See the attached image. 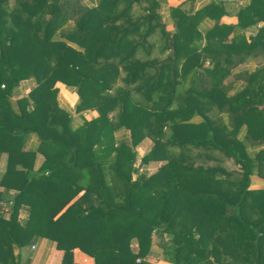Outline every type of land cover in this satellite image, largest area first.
<instances>
[{
	"label": "trees",
	"instance_id": "1",
	"mask_svg": "<svg viewBox=\"0 0 264 264\" xmlns=\"http://www.w3.org/2000/svg\"><path fill=\"white\" fill-rule=\"evenodd\" d=\"M89 1L0 0V264H30L14 250L38 238L60 264H79L74 248L93 264H154V234L172 264H264V186L250 188L264 179V0L234 25L221 1L187 0L168 20L160 0ZM57 82L75 113L96 115L73 126Z\"/></svg>",
	"mask_w": 264,
	"mask_h": 264
},
{
	"label": "crops",
	"instance_id": "2",
	"mask_svg": "<svg viewBox=\"0 0 264 264\" xmlns=\"http://www.w3.org/2000/svg\"><path fill=\"white\" fill-rule=\"evenodd\" d=\"M85 4H90L91 2L89 0H84ZM187 0H160V8L159 12L162 15V17L165 20H168L169 18V8L175 7L180 4H183ZM224 2L229 10V13L222 16L220 21L222 23L226 24H236L237 23V17L236 12L238 8L242 5H244L248 0H194V8H198L208 2ZM213 24L212 21L204 20L202 25L203 26H211ZM264 24V22H263ZM167 27L169 29H172L173 26L171 24H168ZM249 68H253L255 66V62H251L246 65ZM34 82L32 79L22 80L18 83V85L13 89V92L11 94V102L13 105H16L17 99L27 96L30 89L33 87ZM56 87L58 88V94H57V101L58 105L62 108H64L66 111H68L72 115V124L73 126H78L82 123L83 119H90L91 117H94L96 115L95 111L92 110H86L81 113H75L74 112V106L78 102V95L73 89L67 88L64 84L57 82ZM128 134L125 130H120L116 133L117 137H125ZM38 140L37 137L34 135H31L27 139L26 146L24 149H30L34 148L37 144ZM153 143L149 138H144L136 147L135 149L139 152V164L136 166H140V159L141 157L150 150ZM140 150V151H139ZM138 155V154H137ZM138 157V156H137ZM136 157V158H137ZM6 159L7 155L6 153L0 154V179L2 177V174L6 168ZM43 160V157L40 154H37L36 161H35V168H37ZM137 161V159H136ZM161 162L152 161L148 163L147 165H157L160 166ZM146 165V166H147ZM140 168H143V166H140ZM156 170V169H155ZM154 170V171H155ZM152 171V172H154ZM264 186V179L256 174H252L250 176V188L256 189V188H262ZM3 190V187L0 186V191ZM14 190H10L9 196L14 194ZM8 196V195H7ZM7 196L5 198H7ZM10 204L11 201L0 202V213L2 214L3 218L8 219L10 215ZM27 218V211L26 209L22 208L19 211L18 219L20 222H23ZM154 238V237H153ZM152 238V244L150 248V252L147 254L146 259L154 264H172L165 260L162 249L160 247L161 254L158 255V259L155 260V262L152 260L151 254L154 251L153 245H154V239ZM32 245L34 248H32ZM134 251L137 250V246L135 244V247L133 248ZM14 252L19 254V257L22 262L29 261L30 264H60L62 259V252L58 249H56L54 242H51L45 238H38L35 241H33L31 244H29L26 247H23L21 249L16 248ZM73 261L79 264H93L94 260L91 256L87 255L83 251L79 250L78 248L73 249Z\"/></svg>",
	"mask_w": 264,
	"mask_h": 264
},
{
	"label": "rangeland",
	"instance_id": "3",
	"mask_svg": "<svg viewBox=\"0 0 264 264\" xmlns=\"http://www.w3.org/2000/svg\"><path fill=\"white\" fill-rule=\"evenodd\" d=\"M83 2H85L84 0H83ZM136 10H138V11H140V9H139V7H136ZM136 150V149H135ZM140 151V150H139ZM136 152H137V161H136V165H138L139 163V152L136 150ZM144 168H147V170L149 171V172H152V171H154L156 168H157V165H154V166H152V165H147V166H145ZM236 174H237V172H236ZM238 175V174H237ZM153 239H154V245H153V252H152V254H151V256L150 257H152V260L155 262V260L156 259H158V255H160L161 254V251H160V247H161V243H163L168 237L167 236H164V237H159V236H157L156 234H154L153 235ZM135 247V245H133V248ZM159 252H160V254H159Z\"/></svg>",
	"mask_w": 264,
	"mask_h": 264
},
{
	"label": "built area",
	"instance_id": "4",
	"mask_svg": "<svg viewBox=\"0 0 264 264\" xmlns=\"http://www.w3.org/2000/svg\"><path fill=\"white\" fill-rule=\"evenodd\" d=\"M32 248H34V246L32 245Z\"/></svg>",
	"mask_w": 264,
	"mask_h": 264
}]
</instances>
